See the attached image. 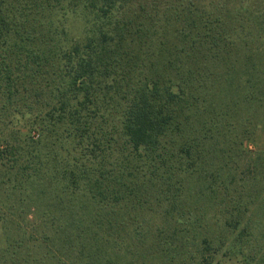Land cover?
<instances>
[{"label": "trees", "instance_id": "trees-1", "mask_svg": "<svg viewBox=\"0 0 264 264\" xmlns=\"http://www.w3.org/2000/svg\"><path fill=\"white\" fill-rule=\"evenodd\" d=\"M264 0H0V264H264Z\"/></svg>", "mask_w": 264, "mask_h": 264}, {"label": "rangeland", "instance_id": "rangeland-1", "mask_svg": "<svg viewBox=\"0 0 264 264\" xmlns=\"http://www.w3.org/2000/svg\"><path fill=\"white\" fill-rule=\"evenodd\" d=\"M245 147L252 152L264 150V129H262L261 127L258 128L253 133V135H251L249 140L245 141ZM3 237H4L3 230L0 228V254L2 252L1 250L3 247V242H2ZM0 260L3 259L0 257Z\"/></svg>", "mask_w": 264, "mask_h": 264}]
</instances>
